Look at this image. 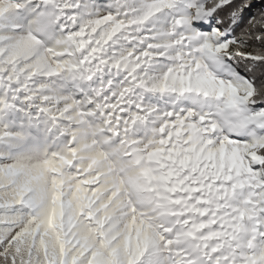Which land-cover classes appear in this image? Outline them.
<instances>
[{"label":"snow or ice","instance_id":"6c2138e0","mask_svg":"<svg viewBox=\"0 0 264 264\" xmlns=\"http://www.w3.org/2000/svg\"><path fill=\"white\" fill-rule=\"evenodd\" d=\"M0 264H264V0H0Z\"/></svg>","mask_w":264,"mask_h":264}]
</instances>
